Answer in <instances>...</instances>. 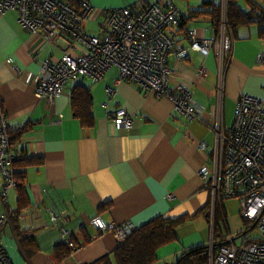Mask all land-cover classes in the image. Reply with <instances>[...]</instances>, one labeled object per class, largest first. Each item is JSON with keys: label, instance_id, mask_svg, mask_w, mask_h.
Masks as SVG:
<instances>
[{"label": "crops", "instance_id": "obj_1", "mask_svg": "<svg viewBox=\"0 0 264 264\" xmlns=\"http://www.w3.org/2000/svg\"><path fill=\"white\" fill-rule=\"evenodd\" d=\"M134 1L91 0L93 10L82 28L100 35L101 10ZM209 24L208 34L205 27L197 28L198 34L210 37ZM252 25L256 24L241 28L231 45L221 98L224 129L231 125L241 95L264 100V63L256 58L264 49V39ZM179 38L188 47L187 40ZM84 50L67 35L48 40L42 33L22 28L13 10L0 13V102L9 127L21 133L18 145L22 154L32 159L23 169L29 203L17 211V191L9 189L10 223L0 228V246L12 264H90L103 256L116 264L113 252L119 242L111 230L99 232L91 223L93 217H100L105 224L131 221L135 229L159 216H187L175 229L176 240L157 250V264H173L183 251L207 246L210 235V216L201 209L211 202V194L197 171L207 157L199 142H214L211 128L218 102L215 58L211 54L203 57L190 48L179 61L168 58L173 68L169 85L190 86L202 109L201 121H189L173 110L169 99L130 82L115 85L116 66L99 81L80 76L67 82L52 102L35 95L42 61L53 62L64 54L76 57ZM201 63L207 74L198 80L195 74ZM109 85L116 87L115 95L106 93ZM76 87L90 93L87 115L82 117L72 105ZM118 107L133 115L127 129L118 128L111 120ZM3 183L0 173V188ZM226 200L224 219L229 231ZM3 212L0 199V215ZM61 228L74 238L77 248L56 262L53 248L63 242ZM25 233L33 236L37 250L22 246L20 239Z\"/></svg>", "mask_w": 264, "mask_h": 264}, {"label": "built area", "instance_id": "obj_2", "mask_svg": "<svg viewBox=\"0 0 264 264\" xmlns=\"http://www.w3.org/2000/svg\"><path fill=\"white\" fill-rule=\"evenodd\" d=\"M226 7L227 0H221L219 25L211 27L210 37L199 35L195 27L176 34L181 20L176 0H136L128 5L102 9L103 22L100 25L103 32L91 35L81 25L93 10L91 0H0V13L15 11L22 28L42 33L48 40L67 35L73 43L85 47L84 52L76 57L64 54L53 62L42 61L34 92L49 102L63 92L67 82L80 76L99 81L111 66H116L115 85L121 81L130 82L157 97L169 99L173 110L189 121H201L202 109L190 86L169 85L173 68L169 66L168 58L179 61L187 56L188 48L203 57L213 55L218 96L216 122L211 128L214 142H199V149L207 152V157L197 171L211 194L208 264H264V100L241 95L231 125L223 128V76L233 42ZM179 35L187 40L188 47L180 41ZM256 58L264 63V49ZM206 74L207 68L201 63L195 77L202 80ZM105 90L109 96L117 91L110 85ZM132 116L124 107H118L111 120L118 128L127 129L131 126ZM11 131L0 102V173L4 180L0 188L4 205L0 228L10 223L7 197L9 189L16 185L14 162L20 155L18 141L12 139ZM221 197L239 199L238 216L245 223L252 222L250 228L258 227L259 238H248L237 245L228 234L226 240L229 244L220 246L215 252L214 207ZM91 223L99 232L111 230L119 243L134 229L131 221L105 224L98 216L93 217ZM61 237L69 247H75L64 228H61ZM0 264H12L2 246Z\"/></svg>", "mask_w": 264, "mask_h": 264}, {"label": "trees", "instance_id": "obj_3", "mask_svg": "<svg viewBox=\"0 0 264 264\" xmlns=\"http://www.w3.org/2000/svg\"><path fill=\"white\" fill-rule=\"evenodd\" d=\"M248 3L250 5L249 10H244L238 4V0H227L226 17L233 39L241 28L249 27L251 24L257 25L258 35L264 39V0H248ZM199 18L208 19L211 26L217 28L220 21V4L215 3L213 0H202L198 8H188L185 13L181 12V20L176 27L177 31L184 33L189 29V23L195 20L197 21ZM75 90L76 92L74 91L75 93L72 95V105L74 106L76 115L82 117L84 114L87 115L86 111L90 104V93L87 88L82 89L76 87ZM20 135L21 133L17 130L11 131L13 140L18 141ZM31 162L32 159L24 157L22 149H20V155L14 162L15 189L18 194L17 211L22 210L29 203L25 191V172L23 169L30 165ZM224 199L221 197L214 207L213 234L215 250L222 245H227L226 236L229 234L224 219ZM210 208L211 202L201 209V212L206 213L208 218ZM187 219V216H181L175 219L159 216L147 224L133 229L117 245L113 252L116 264H157L159 262L157 250L176 240L175 229L185 223ZM243 223L246 224L244 221ZM73 239L71 236L72 241ZM20 242L28 251L37 250L36 242L30 234H22ZM74 244L75 247H69L65 242L56 245L53 248V255L56 262H61L63 258L75 250L77 244L75 242ZM90 264H110V261L107 256H103ZM173 264H208V246L200 245L183 251Z\"/></svg>", "mask_w": 264, "mask_h": 264}, {"label": "rangeland", "instance_id": "obj_4", "mask_svg": "<svg viewBox=\"0 0 264 264\" xmlns=\"http://www.w3.org/2000/svg\"><path fill=\"white\" fill-rule=\"evenodd\" d=\"M202 0H176L177 7L185 13L188 8H198L199 4ZM215 3L220 4L221 0H213ZM238 4L240 7L244 10H249L250 5L248 3V0H238ZM188 5V6H187ZM102 20L98 21V24L100 25L101 22H103V17L101 18ZM87 20V19H86ZM86 23L85 20L82 21V24L84 25ZM189 28H202L205 27L207 30V34L210 32V24L208 21H202V20H197V21H192L188 25ZM253 28H257L256 25L251 26ZM227 206H228V214L230 215V222L232 228L229 229V234L231 235L232 238H234V243L235 244H240L242 241L248 239V238H259L260 237V231L257 226L250 228L253 223L246 222V224L243 223V221L237 216L238 214V209H239V199L238 198H227L226 200ZM226 206V207H227ZM248 231L246 230L247 227ZM242 232V233H241ZM209 238H208V243L207 246L209 245L210 238H211V231L209 233ZM216 252V250H215Z\"/></svg>", "mask_w": 264, "mask_h": 264}]
</instances>
